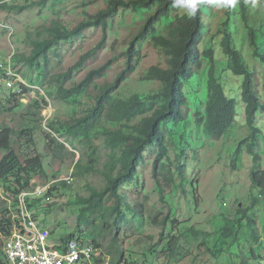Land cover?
<instances>
[{
    "label": "trees",
    "instance_id": "trees-1",
    "mask_svg": "<svg viewBox=\"0 0 264 264\" xmlns=\"http://www.w3.org/2000/svg\"><path fill=\"white\" fill-rule=\"evenodd\" d=\"M47 1L41 0L14 8L25 10L34 4L44 5ZM244 2L245 0H218L219 4L227 8L226 19L221 23L220 28L209 36V21L206 20L204 10L207 7L213 9L210 0H107L106 5L94 13L83 11V19L71 26L65 24L62 18L53 19L52 23L43 27L45 35L44 30L40 29L39 37L33 40V51L30 55L16 54L18 62L22 58L31 69L40 71L42 76L40 82L45 86L49 75L62 65V60L57 58V56L61 57L62 47L67 42L74 43L78 38H83L87 30L101 29L103 31L101 41L83 53L68 70L53 75L59 86V97L68 99L83 94L94 81L107 72L110 60L89 68L81 79L75 80L77 75L83 73L88 66L99 59L107 40L109 21L128 9L146 12L141 27L131 37L123 52L124 66L112 81H105L96 88L92 103L81 116L64 128L67 141L76 140L77 150L81 152V156L75 163L73 174L85 176L98 171L105 182L101 188H92L87 196L78 198V202L83 204L79 215L81 224L85 227L93 225L98 228L97 236L90 239L94 246L103 249V240L107 232L112 235V246L105 253L107 257H110L109 263L105 261L103 255L96 257V264L123 263L124 247L118 241L122 226L131 228L139 235L144 229L147 218L143 208L144 203L139 207L134 200L126 201L127 193H124L122 189L129 184L137 183L135 180L140 175L138 166L145 158L146 149L151 148L148 155L152 156V175L156 181L159 182L160 178H163L175 183L177 171L180 175L179 186L183 191L182 197L185 194H191L197 203V186L194 179L187 178L185 173L187 165L183 159L186 151L183 147L179 148L177 163H174L170 157L167 139L173 137L175 133H181V125L192 116L190 111L192 104L186 87L198 76L204 60L210 62L208 93L204 102L194 94L193 104L197 121L202 125L203 133L207 138L220 139L228 134L236 122L237 103L226 92L223 74L224 71L230 70L232 75L242 76L245 122L250 129V134L239 143L233 167H236L246 148L254 164L250 174L252 185L260 190V195H264V169L260 166L262 157L259 151L261 143L264 144V130L257 118L264 113V103L255 84V72L249 65L248 58L237 45V41L243 37L239 35L241 27L232 21L233 14H236L238 20L245 25L249 53L263 65L264 51L260 47L257 29L248 20L247 5ZM163 22L165 27L159 31L158 26ZM231 25L237 26V33H234ZM205 30L207 32L203 35ZM202 40H207L205 48L201 47ZM145 42L151 44L163 57V64H153L148 67L150 75L146 77L155 79L159 83L158 87L148 94L133 93L127 98L116 97L114 92L136 68L140 49ZM5 76L7 73L4 70L0 71V77ZM23 88L25 93L30 91L26 85H23ZM10 90H12L11 93L7 95L11 99L10 103L20 108L24 93H21L19 88ZM47 105L45 97L43 101L35 100L29 103L26 110H21L23 119L28 122H40L43 120L41 112ZM14 106L6 109L5 114L13 113ZM102 123L108 125L102 126ZM39 126L42 128L41 125ZM28 130L33 131L34 127L27 125L21 132L26 133ZM13 131L14 128L10 126L0 130V148L5 150L0 159V187L4 190V198L0 200V264H9L3 251V243L11 235L17 223L14 216L19 212L20 195L34 190L32 181L36 174L46 177L43 170L44 156L36 152L24 158L21 154V145L18 143L13 146L12 144ZM46 135L47 148L56 163L65 159V151L73 157L76 155L75 152L66 148L64 141H58L48 131ZM99 136L102 137L108 152L106 161L98 170L96 164L99 161V148L93 139ZM84 155L85 162L82 158ZM70 187L66 180L55 181L45 194L50 197L55 191L67 190ZM135 191L137 195H140V190ZM35 198L27 197V203L40 221L34 211L39 203V200L34 203ZM161 199L164 200L163 196ZM108 202L110 203L106 205ZM262 204L259 197L253 198L252 204L240 210L235 220H225L223 231L229 233L235 227H242L243 222L249 220L251 237L257 241L255 220L248 213ZM124 206L134 213L132 218L125 212ZM162 213V210H158L150 215L152 223L162 227L168 219L175 224L179 223V218L175 214L172 216L168 214L159 220ZM82 232L83 230L79 229L77 232L66 233L60 237V242L70 240ZM224 235L228 237L226 233ZM176 244L177 239L174 237L165 254V257L169 258L168 262H172L175 257L172 255L175 253ZM247 254L249 258L242 260L241 264H263L260 262L262 259L257 255L256 248L253 247Z\"/></svg>",
    "mask_w": 264,
    "mask_h": 264
},
{
    "label": "rangeland",
    "instance_id": "rangeland-1",
    "mask_svg": "<svg viewBox=\"0 0 264 264\" xmlns=\"http://www.w3.org/2000/svg\"><path fill=\"white\" fill-rule=\"evenodd\" d=\"M39 1L41 0H0V50L2 52L0 71L9 72L10 68H13L14 72L18 74V82L23 79L30 89L29 92L24 93L22 105L18 108L10 103L11 99L7 95L12 90L6 91L7 84L5 85L3 77H0V130L7 126L14 128L12 144L13 146L18 143L21 145V154L24 158L36 152L44 156L43 170L46 177L40 174L33 177L34 190L48 184L52 185L55 181L66 180L68 182L66 178H73L72 183L68 182L71 187L67 190L59 189L50 197L45 194L36 196L34 200V203L39 200L34 211L52 236L59 240L66 233L82 229L92 240L99 231L93 225L85 227L81 224L79 215L83 204L78 202V198L87 196L92 188H101L105 182L98 171L85 176L73 174L75 163L81 156V152L77 150L78 142L76 140L67 141L64 128L84 113L92 103L96 88L105 81H112L124 66L123 52L131 37L141 27L146 12L128 9L109 21L107 40L99 59L88 66L83 73L77 75L75 80L81 79L89 68L110 60L107 72L94 81L83 94L61 99L58 95L59 86L53 75L68 70L83 53L101 41L103 37L101 29L87 30L83 38H78L74 43L67 42L62 47L61 57L57 56L62 60V65L49 75L45 86L41 85L40 71L31 69L26 60L22 58L19 62L18 59H15L11 67L9 56L15 50L19 54L30 55L33 51V40L39 37L40 29L44 30L43 27L52 23L53 19L62 18L65 24L71 26L83 19V11L94 13L104 7L107 0H48L44 5L34 4L25 10L14 8ZM210 3L213 9L207 7L204 12L206 20L209 21L208 34L212 36L225 21L227 8L219 4L218 0H210ZM244 3L247 5L248 20L257 29L260 47L264 51V0H245ZM236 20H238L237 15L233 14L232 21L241 27L239 35L243 37L237 41V45L246 55L249 65L255 72V84L264 103V65L249 53L245 25L240 20ZM7 26L14 28L13 34H10ZM164 27L165 23L163 22L158 26L159 31ZM231 28L234 33H237V26L231 25ZM206 32L207 30L203 32V35ZM206 45L207 40H202L201 47L205 48ZM153 64H163V57L151 44L145 42L140 49L136 68L121 83L114 95L119 98H127L133 93L148 94L158 87L159 83L155 79L146 78L150 75L148 67ZM209 65L210 62L204 60L198 76L191 80L186 87L192 104L190 108L192 116L181 125V133H175L173 137L167 139L170 157L174 163H177L176 157L180 151L179 148L183 147L186 151L183 159L187 165L185 173L187 178L194 179L197 186V203L191 194H185L182 197L183 191L179 186L180 175L177 171L175 173L178 175H176L178 181L176 180L175 183L168 182L163 178H160L159 182L156 181L152 175V156L148 155L151 148L146 149L145 158L138 166L140 175L135 180L137 183L129 184L122 189L124 193H127L126 201L134 200L137 202L136 206L139 207L144 203L145 207L143 208L145 217H147L140 235L133 232L131 228H126L127 226H122L119 230L118 241L124 247L122 264H241L242 260L249 258L247 253L253 247L256 248L257 255L262 259L260 262L264 264V195H260V190L252 185L250 174L254 164L246 148L236 167H233L239 143L250 134V129L245 122V102L242 95L243 78L240 75H232L230 70L224 71L223 82L226 92L237 103L236 122L224 137L220 139L207 138L203 133L202 125L197 121L193 103L195 102L194 94L198 95L202 102L207 99ZM44 97L48 105L41 112L43 120L40 122L24 120L21 110H26L29 103L35 100L43 101ZM11 106H14V112L5 114V110ZM257 118L264 130V113ZM27 125L33 126L34 130L22 133V128ZM107 125V123H102V126ZM46 131L55 136L58 141H64L66 148L75 152L76 155L73 157L65 151V159L56 163L47 148ZM93 140L99 148V161L96 164L99 170L106 161L108 149L101 136ZM259 151L262 157L260 166L264 169L263 143H261ZM4 153L5 150L0 148V159ZM82 158L85 162V155ZM173 170L175 171V166H173ZM137 189L140 190V195H137L135 191ZM162 196L164 200L161 199ZM255 197H259L263 204L251 210L248 215L255 220V232L258 240L251 237L249 220L244 221L242 227H235L229 233L224 232L225 220H235L239 211L248 208ZM3 198L4 190L0 193V200ZM124 210L130 218L133 217L134 213L129 211L126 206H124ZM158 210L163 212L159 220L168 214L171 216L175 214L179 218V223L175 224L171 219H168L164 227L155 225L149 217ZM135 225H137L136 222ZM225 233L228 237L224 235ZM174 237L177 239V244L172 256L175 257L172 262H168L169 258L165 257V254ZM111 238L112 235L107 232L103 240L104 248L101 249L104 255L102 256L108 263L110 257H107L105 253L112 246Z\"/></svg>",
    "mask_w": 264,
    "mask_h": 264
},
{
    "label": "built area",
    "instance_id": "built-area-1",
    "mask_svg": "<svg viewBox=\"0 0 264 264\" xmlns=\"http://www.w3.org/2000/svg\"><path fill=\"white\" fill-rule=\"evenodd\" d=\"M10 34L14 28L7 26ZM15 52V53H14ZM14 53V54H13ZM17 50L9 56V65L12 67L16 59ZM2 52L0 50V58ZM3 79L7 89L19 88L25 93V81L18 82V74L10 68ZM69 183L73 178H66ZM50 184L28 191L19 197V212L14 216L16 223L11 235L3 243V251L9 264H96V257L102 256L103 251L94 246L85 231L70 240L60 242L55 239L49 229L36 217L27 203V197L44 195ZM0 193L2 189L0 187Z\"/></svg>",
    "mask_w": 264,
    "mask_h": 264
}]
</instances>
